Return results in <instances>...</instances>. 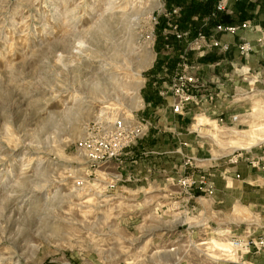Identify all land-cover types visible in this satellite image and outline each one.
<instances>
[{
	"label": "rangeland",
	"instance_id": "1",
	"mask_svg": "<svg viewBox=\"0 0 264 264\" xmlns=\"http://www.w3.org/2000/svg\"><path fill=\"white\" fill-rule=\"evenodd\" d=\"M189 4L0 0V264H238L246 250L233 242L264 233V185L220 180L208 196L180 188L179 174L160 188L141 178V142L173 145L185 131L172 123L199 121V112L180 120L165 109L183 64L209 56L185 61V44L170 35L164 14L173 6L182 7V31L201 29L208 16L187 21ZM245 77L227 98L238 121L212 114L217 122L193 134L195 177L210 174L214 159L228 162L236 146L264 142V85ZM122 119L147 128L117 158L92 161L84 140L117 143L111 127ZM170 155L185 161L184 151Z\"/></svg>",
	"mask_w": 264,
	"mask_h": 264
},
{
	"label": "crops",
	"instance_id": "2",
	"mask_svg": "<svg viewBox=\"0 0 264 264\" xmlns=\"http://www.w3.org/2000/svg\"><path fill=\"white\" fill-rule=\"evenodd\" d=\"M232 6V23L238 24L248 21L251 27L247 30L239 31L236 36L225 35L220 37L222 42L230 43L233 46L232 50L224 55V59L209 61L208 57H212L213 54H215L212 53V55L209 54V56L206 58L204 57V59L198 61L194 60V62L204 67L203 72H201L199 76L208 80L211 83V91H216V94H218L215 103L206 102L203 107L197 106L195 109L188 107L184 115H179L180 117L178 118L180 120H185L186 118L190 120L192 118L188 115L192 112L200 113L197 115V117L199 116L198 123L194 122L192 125L188 122L181 123L175 121L172 123L171 130L174 132H181V130L182 132L185 131L184 138H175L173 145H165V141L163 140H156L151 143L148 142V140H144L139 145V152L141 156L139 157L138 165L141 169V178H143V180L149 179L152 175L154 177V179H152L154 180V186L160 188L165 185L164 182L167 178H170V180L177 178L179 172L174 168L175 166L182 164L183 158L177 155L173 161L171 158L175 156L170 154H179L181 151H184L185 155L193 156L194 143L201 142L198 138L194 141L193 134L197 130L202 129V127L209 123V121L217 122L209 118L212 114L214 116L217 115V117L224 116L227 119L234 114L232 112L233 108L230 105L231 102L228 101L227 98H230V89L231 91H237L240 88L238 83L241 81L242 76H246L244 78L245 80L256 79L259 78V76L262 78L264 76V48H256L253 54L246 59L240 57L237 48L241 39H246L254 43L259 37L260 33L258 30L264 27V0H243L241 3ZM202 27L203 24L201 28ZM204 29H206V33L209 32V28L206 27ZM199 30H197L195 34H197ZM248 69L253 72L251 75L247 76V72L245 71H248ZM260 82L262 83H260V85H264L263 78ZM262 87V89L259 90V95L264 97V86ZM170 102L171 98H166V111H171ZM193 105L194 104H190V106ZM208 109H210V111H208ZM174 116L175 115H173V117ZM162 121L163 119H161V122ZM158 135L160 136L161 134L159 133ZM256 151L260 150L256 149ZM218 160L214 159L211 164L209 163L211 168L213 167L210 174L213 177H219L218 179L213 178V182L216 187H219L220 180H222L227 187H230L233 181H235V178H237L238 174L240 175L239 181L243 183V189L244 186L245 189L247 188V190H252L254 187H262V185H264L263 172L250 168L244 162L233 165L229 162V160L228 162H218ZM207 163L208 162H206V164ZM208 166L206 169H209ZM143 188L146 189L145 186ZM219 191H221V189H218V192ZM235 211L239 213L240 209L236 208ZM238 264H264V250L260 253H256L254 251L250 254L246 253Z\"/></svg>",
	"mask_w": 264,
	"mask_h": 264
},
{
	"label": "built area",
	"instance_id": "3",
	"mask_svg": "<svg viewBox=\"0 0 264 264\" xmlns=\"http://www.w3.org/2000/svg\"><path fill=\"white\" fill-rule=\"evenodd\" d=\"M243 0H216L213 12L207 17L203 23V27L195 34L194 37H190V31H182L180 29V23L178 18L181 16V6H173L171 10L166 11L164 16L169 21L172 29L170 35L173 36L174 40L178 43L185 44L183 54L180 55L185 61H189V54L198 53L199 55H206L210 53H217L225 55L230 52L233 46L230 43H224L221 40V36H236L239 31L247 30L251 27L248 21L234 24V23H217L211 26V22L217 20L219 14L225 13L231 14L232 5L241 3ZM160 16L154 17V24H159ZM174 22H171V20ZM209 28V32L203 31L204 28ZM155 32V31H154ZM260 33L259 37L254 43L241 39L238 43L237 48L241 58H248L253 54L256 48H264V27L258 30ZM170 48V46H168ZM184 63V62H183ZM191 64L184 63L183 69L173 79L170 86L168 97L171 98L170 109L174 115H184L190 104L199 102L213 103L216 100L218 94L211 91V83L200 77L198 72L201 70V66L196 62H190ZM179 67L181 64H178ZM248 72L251 70L248 69ZM260 82L259 79H253L250 84H257ZM239 116L232 114L228 119L224 116L219 117V123H225V120L234 123L237 122ZM147 127L142 122L137 124H131L125 120H116L114 125L111 127V136L116 138L115 144L103 143L101 146L99 140L95 136L93 138L85 139L82 146L88 153L90 159L95 162H103L105 160L117 158L120 151L123 149L125 144L129 140L136 139L141 135ZM259 149L260 151H256ZM194 161H199L193 156L185 155V161L181 165L179 173L178 185L183 190L199 189L206 193V195H213L216 191L214 182L211 180V175L208 173H202L198 177H195L189 170L193 169ZM229 162L233 165H237L241 162L247 164L250 168L264 173V142L251 148L250 150H237L233 156L229 159ZM183 169V170H182ZM240 179V175H237ZM235 247L244 248L246 251L239 250L237 253L243 255L246 253L256 252L260 253L264 250V233L244 238L242 240H235L233 242ZM253 249V251H252Z\"/></svg>",
	"mask_w": 264,
	"mask_h": 264
},
{
	"label": "trees",
	"instance_id": "4",
	"mask_svg": "<svg viewBox=\"0 0 264 264\" xmlns=\"http://www.w3.org/2000/svg\"><path fill=\"white\" fill-rule=\"evenodd\" d=\"M216 0H190V4L188 6V11L186 12V20L191 21L197 24V21L194 20L195 18L199 21H202L204 17L209 16L215 6ZM233 20L231 16L225 13L219 14L216 21L212 22L210 25L213 26L217 23H232ZM197 25H194L193 31L194 34L197 32ZM199 30V29H198Z\"/></svg>",
	"mask_w": 264,
	"mask_h": 264
},
{
	"label": "bare ground",
	"instance_id": "5",
	"mask_svg": "<svg viewBox=\"0 0 264 264\" xmlns=\"http://www.w3.org/2000/svg\"><path fill=\"white\" fill-rule=\"evenodd\" d=\"M230 148H234V145H230L229 146ZM240 148H243V146H236L234 149H237V150H239ZM246 150H250V149H246ZM231 252H232V249H231Z\"/></svg>",
	"mask_w": 264,
	"mask_h": 264
}]
</instances>
